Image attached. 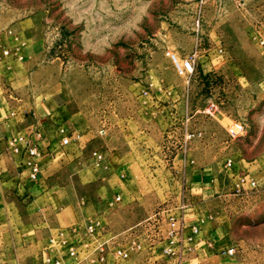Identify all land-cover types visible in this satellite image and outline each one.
Wrapping results in <instances>:
<instances>
[{
    "label": "rangeland",
    "instance_id": "1",
    "mask_svg": "<svg viewBox=\"0 0 264 264\" xmlns=\"http://www.w3.org/2000/svg\"><path fill=\"white\" fill-rule=\"evenodd\" d=\"M262 5L0 0V50L41 44L29 77L55 94V125L78 139L88 133L80 145L65 148L66 159L48 162L44 182L32 185L34 194L8 196L0 218V260L43 264L42 252L50 249L62 264L63 258L68 264H180L194 243L182 242L191 230L183 229L191 221L189 206L197 202L191 192L206 187L223 195L201 200V227L224 241L238 229L250 237L246 263L264 264V195L250 194L252 208L236 216L230 211L236 197L227 190L237 157L264 152V56L245 36L260 25L246 12L258 18ZM167 51L179 58L193 55L194 72L175 71ZM11 70L17 80L20 69ZM240 122L244 130L230 136ZM202 164L213 178L199 183L192 170ZM252 164V171H260V163ZM91 218L102 220L97 234L105 242L106 263L96 260L97 234L82 251ZM217 224L224 226L216 232ZM119 245L130 257H114ZM70 247L78 259L68 255ZM220 262L230 264L227 256Z\"/></svg>",
    "mask_w": 264,
    "mask_h": 264
},
{
    "label": "crops",
    "instance_id": "2",
    "mask_svg": "<svg viewBox=\"0 0 264 264\" xmlns=\"http://www.w3.org/2000/svg\"><path fill=\"white\" fill-rule=\"evenodd\" d=\"M262 4L260 6L262 8L260 17L255 18L257 15L252 12L250 15V10L246 12L251 22L256 21L260 25L259 27L256 26L258 30L247 29L245 36L248 43H256V46L260 48L264 56V0H262ZM249 19L246 18L245 20L248 22ZM5 50L8 51L6 55L3 54ZM41 52V44L36 42L21 44L18 48L9 47V49L0 50V218L3 215V210L6 214L9 208V203H7L9 195L22 194L23 192L34 194L32 185L44 182L47 166L50 163L57 165V160L66 159L65 148L75 144L80 145L82 142L81 138L88 135V133L82 134L78 139L74 132L70 133L67 129L64 134L60 133L59 126H63V124L55 125V120L53 119L56 109L53 104L55 102V94L51 93L49 89L47 90L44 81L43 83L40 81L36 82L29 77V74H33L29 71V68L34 65L35 59L40 56ZM12 66L20 69L17 80L11 77L14 74L11 70ZM262 78L264 79V74ZM203 79L205 82L207 81V78L203 77ZM58 99L59 95L57 92V110L60 108ZM35 126L42 129L43 138L40 142L42 154L38 179L32 181L28 177L29 168L23 167L21 164L23 161L22 155L9 152L7 142L18 135L28 134ZM202 127L205 129V126ZM66 133H68L70 141L68 144L63 145L61 141ZM208 134L210 137L211 133L209 132ZM203 146H206L205 142H203ZM246 152L239 155L235 160L234 170L236 176L232 177L227 189L232 192L231 195L233 197H236V202L230 206V211L235 213L236 216L242 212L247 213L252 208L253 201L250 198V194L255 191L264 195V152L258 156H250ZM201 155L205 154L201 153ZM252 163H260V171H252ZM247 164H251V166ZM212 175L213 171L205 168L204 164L196 170H192V177H196L199 183L202 180L204 183L206 178H213ZM241 175L247 179H255L257 187L251 189L247 183L241 184L240 187L236 186L237 178ZM261 182L263 185H261ZM205 189L206 187H200L197 192H195L196 190L191 192L192 195H196L194 199L197 202H193L189 206L192 216L190 223L185 220V228L191 229L192 226L200 228L206 222V216L200 209L201 200L206 195L218 192L219 195H223L221 190L216 189L211 192V189ZM218 209L221 212L224 211L225 207L220 205ZM222 226L224 225L217 224L215 231L217 232ZM238 232L239 230L237 229L236 235L233 234L229 241H224V239L215 237V235L201 227V231L199 230L198 235L191 241V244L194 242L191 245V249H185V255L182 257L180 264H192L194 261L197 264H222L219 261L225 256L229 258L230 264H247L246 247L250 243V237H245L241 233L239 235ZM188 234H191V231ZM229 249H232L230 253L228 252ZM48 253L53 255L50 250L49 252H42V263L44 256ZM64 261L65 259L63 258V264H68ZM0 264H8V262L0 260Z\"/></svg>",
    "mask_w": 264,
    "mask_h": 264
},
{
    "label": "built area",
    "instance_id": "3",
    "mask_svg": "<svg viewBox=\"0 0 264 264\" xmlns=\"http://www.w3.org/2000/svg\"><path fill=\"white\" fill-rule=\"evenodd\" d=\"M219 52L222 51L221 48H219L218 50ZM3 54L6 55L8 54V51L5 50L3 51ZM166 56L169 59L171 65L173 66V69L175 71H177L178 73H193L194 72V56L193 55H189V56H185V57H181L179 58L174 52L172 51H167L166 52ZM216 109V105L215 104H211L209 106V111H214ZM244 130V124L243 123H239L237 125V129H231L229 131L230 136H237V133L239 131ZM66 128L64 126H59V132L60 133H65ZM201 132H197V136H201ZM193 135V133H191V136ZM190 136V134L188 135ZM43 138V131L40 127L35 126L34 128H32L28 134L25 135H18L14 138H11L8 142H7V149L9 152L11 153H17L22 155L23 157V161L21 162L23 167H27L29 168V173H28V177L30 180L32 181H36L38 179V173L40 171V158H41V154H42V148H41V140ZM70 141L69 139V135L68 133L65 134L64 138L61 141V144L65 145L68 144ZM92 156L95 157L97 160L102 159V155L96 151L92 152ZM226 167L231 168L232 166V159L228 158L225 162ZM247 183L249 185V187L251 189H254L257 187V181L255 179H247L245 176L241 175L237 178V182H236V186L240 187L241 184ZM116 200H119V196L116 197ZM103 228V223L102 220L98 219V218H91L88 220V222L86 223L85 226V232L87 234V238L84 239L83 241V247H84V251H86L85 249H87L89 247L90 244V238H94L96 237V234L98 232V230H102ZM183 229H184V224H183ZM191 234L183 236V240L184 239L186 241L191 242L193 240V238L198 235L199 233V228H197L196 226H192L191 227ZM183 233V230H181V234ZM99 234H97V238H94L95 240V246H94V251L97 253L96 254V260L99 262H107L106 258L104 256V243L103 241H100L98 239ZM185 237V238H184ZM51 242L55 241L53 238L50 239ZM62 243L63 240H60ZM136 240H133V244L134 247L136 248H140V245L136 242ZM115 250H113V255L116 259H127L128 257H130V251L123 245H119V246H115L114 248ZM190 250L191 246H188L187 248ZM50 250V249H49ZM48 250V252H49ZM51 251V250H50ZM232 251V249H229L228 252L230 253ZM68 255L73 258V259H78V254H77V250L73 249V247H70L68 250ZM43 263L44 264H62L61 259L59 256H57V254H53L51 255L50 253L46 254L43 258Z\"/></svg>",
    "mask_w": 264,
    "mask_h": 264
}]
</instances>
